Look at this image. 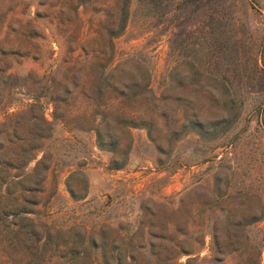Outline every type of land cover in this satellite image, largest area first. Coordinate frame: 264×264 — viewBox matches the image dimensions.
I'll list each match as a JSON object with an SVG mask.
<instances>
[{
	"label": "rangeland",
	"instance_id": "rangeland-1",
	"mask_svg": "<svg viewBox=\"0 0 264 264\" xmlns=\"http://www.w3.org/2000/svg\"><path fill=\"white\" fill-rule=\"evenodd\" d=\"M125 2L0 0V264H264V0Z\"/></svg>",
	"mask_w": 264,
	"mask_h": 264
},
{
	"label": "trees",
	"instance_id": "trees-1",
	"mask_svg": "<svg viewBox=\"0 0 264 264\" xmlns=\"http://www.w3.org/2000/svg\"><path fill=\"white\" fill-rule=\"evenodd\" d=\"M129 6H130V0H126V2H125V5H124V7L122 8V10H121V23H120V30H119V33H117V34H121L122 33V31L126 28V26H127V22H128V18H129ZM107 66H105V68H104V74L106 73V71H107ZM108 79H110V76H108ZM108 87L112 90V91H114V90H116V87H115V85H108ZM102 106H104V108H105V110L106 111H109V108H110V105H108V104H106V105H102ZM124 114V113H123ZM126 115V114H125ZM123 116L122 118H123V121H122V124L123 125H128V126H138L137 124H136V119H143V118H145L146 116H149V115H147V113H138V111H131L130 112V116H128V117H126V116ZM127 119V120H126ZM97 135H98V143H99V145L101 146V147H104L105 145V143H104V134H103V132H102V130H101V127L100 126H98L97 127ZM119 148H120V144L118 143V142H115V143H113V145L111 146V151L112 152H116L117 150H119ZM25 159V162H23V165H25L26 166V162H27V164L28 163H30L35 157H34V155H29V157H24ZM8 168H16V167H13V166H10V167H8ZM9 170V169H8ZM11 179H12V177H9V178H7L4 182H3V184L5 185V187H6V189H5V193H3L4 192V190L2 189L1 190V193H3L4 195L3 196H5V195H10V193H11V191L9 190V184H11L13 181H11ZM18 185H20V182L19 183H17ZM27 191H30V192H32V191H34V190H32V189H26ZM21 214L23 213V214H30L31 212L30 211H22V212H20ZM20 213H14L13 214V216L14 217H18V216H20L19 214ZM17 225H19V224H14V226H17ZM13 234H14V236L15 237H17V238H19V237H21L22 236V233H21V231L19 230V231H13L12 232ZM25 239L27 240V242H32V238L31 237H29V235H28V233H27V236H25Z\"/></svg>",
	"mask_w": 264,
	"mask_h": 264
}]
</instances>
